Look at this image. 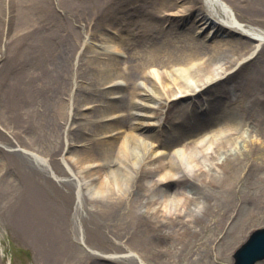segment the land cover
Returning a JSON list of instances; mask_svg holds the SVG:
<instances>
[{"label": "bare ground", "instance_id": "obj_1", "mask_svg": "<svg viewBox=\"0 0 264 264\" xmlns=\"http://www.w3.org/2000/svg\"><path fill=\"white\" fill-rule=\"evenodd\" d=\"M233 1L253 15L240 19L229 0H0V170L13 162L29 178L23 213L31 214L24 216L22 229L42 235L45 256L53 257L62 238L69 251L89 248L90 242L104 248L102 223L94 221L101 215L125 217L148 230L171 223L172 235L162 236L180 241L204 215L202 202L184 184L194 179V184L210 186L206 177H212L209 172L218 168L219 159L224 157L220 163L228 169L240 166L248 141L263 138L262 128L252 126L264 124L262 4ZM66 9L82 10L78 21L72 17V55L66 42L51 37L56 13ZM115 10L113 35L92 31L81 55H73L74 38L81 35L75 27L87 26L101 13L104 19L114 17ZM115 40L120 52L110 49ZM23 46L28 55H8L9 47L15 53ZM43 49L47 55H40ZM99 57L105 60L100 69L93 66ZM86 71L95 72V88L86 86ZM69 72L67 96L85 88L92 102L76 94L72 105L71 95L67 106L62 104L58 92L65 94ZM122 89L128 91L123 109L114 103ZM217 92L222 96L213 95ZM80 101L95 104L86 108L93 116L80 113ZM183 118L191 121L180 126ZM69 120L72 141L67 139ZM30 131L36 138L24 137ZM46 131L57 134L47 147H28ZM58 143L70 155L59 157L62 170L54 164ZM256 147L251 153L262 156ZM61 171L66 179L57 174ZM71 217L76 226L72 240ZM137 230L126 241L142 236ZM150 238L158 240L154 234ZM126 241L113 242V251L94 255L86 264H123L119 259L145 264Z\"/></svg>", "mask_w": 264, "mask_h": 264}, {"label": "rangeland", "instance_id": "obj_2", "mask_svg": "<svg viewBox=\"0 0 264 264\" xmlns=\"http://www.w3.org/2000/svg\"><path fill=\"white\" fill-rule=\"evenodd\" d=\"M229 1L235 7V12L240 19H246L250 15H253L251 9L248 11L239 10L233 0ZM241 1L244 4L245 2H251L253 0ZM258 2L262 4L259 16L264 18V0H258ZM129 6L122 5L124 9ZM81 11L79 9H74V11L72 9L59 10L54 18L55 26L51 37L55 39L56 43L66 42L64 47L68 49V55H72V22L74 24L76 23L72 17L76 15L78 21ZM103 14L98 15L96 20L88 23L87 26L75 27V31L81 35L77 39L74 38L75 53L73 55H81L85 49L83 44L89 38L92 31L97 35H104L102 37L113 35V32L117 28L115 18L119 15V11H112L111 14H114V17H108L109 22L106 21V18H103ZM48 21L49 19L44 23L45 26L48 24ZM124 36L127 37L125 33H123ZM104 42V40H100L97 44L104 48V45H106ZM111 45L112 47L110 49L112 51H119L118 40H115ZM24 46L15 53L9 47L8 55H28L25 52ZM40 55H47V51L43 49ZM70 60L69 67L72 64V57H70ZM117 60L120 62L118 69H123V61L120 59ZM104 61V57H99L97 61L93 62V66L100 69ZM93 74H95L94 71H86L83 74V78H87L88 85L86 86L89 88H95L97 85L95 81L92 82L94 79ZM71 78L72 72H69L64 82L65 94H63V91L58 92V94L62 95V104L67 106L68 98L71 95L70 104L72 105V96L76 94L80 98H86L87 102H92L94 97L91 94L89 95L85 88H80L79 90L73 89V92L71 91L67 96L71 87ZM94 84L95 86H93ZM216 91H221L220 87ZM127 92L126 89H122L118 98L114 101L121 109L127 107L126 100L124 99ZM222 93L217 92L213 95L216 97L222 96ZM213 95L209 97H213ZM92 105L95 104L89 103L87 105L85 101H80L77 106L80 108V113L91 117L94 115V112L86 108ZM189 121L191 119L183 118L181 122L184 123L179 122L178 124L182 126ZM70 123L71 121L69 120L67 124V128L69 127L70 130L68 131L69 135L67 136L66 134L67 130L64 131V134L67 136V139L72 141V124L70 125ZM252 126L253 129L256 127L262 128L260 132L263 134V138L247 143L248 146L244 148V151L240 155V166H230L228 169L220 163L223 161L224 157H222L218 161V168L209 172L212 174V177H206V180H211L210 186L194 184V179L184 184L202 202L203 207L201 210H204V215L196 219L191 227H188L189 235L184 236L180 241L162 236V234L172 235L170 232L173 231L174 227L171 223V225L168 223L158 225L155 229H152L149 223H147L152 229L148 230L147 226L138 224L135 221H128L125 217L116 219V217L101 215L99 218L95 217L94 221L98 219L99 223H102L103 230L99 233L107 240H102L101 243L104 245V248L109 249L101 248L96 242H90V244L88 243V247L93 249L91 253V250H87L89 248L84 245L69 251L67 250V239L63 240L62 238L58 244L56 253L52 250L51 255L53 257H47L42 252L39 243V237L42 235L35 236L34 234H26L22 229L24 216L31 214L28 212L23 213L25 208L23 205L28 199V194H26L28 193V190H26L28 182L26 180H29V178L27 179L24 172L17 169L13 162L7 165L5 164L0 170V264H86L89 263L87 261L92 260L94 255H102L108 251H113L112 246H116L113 242L117 241L119 244L122 242L124 245V241L129 238L130 234L136 228L140 230V232L139 230L136 232H139L142 236H133L129 241H126V244L139 254L145 264H235L236 252L247 242L254 232L264 229V141H262L264 140V124L258 125L254 123ZM62 131L63 129L61 128L60 132ZM35 135V132L30 131L26 132L24 137L32 140L36 138ZM56 135V132L52 134L46 131L40 137V140L35 141L33 146L28 147L36 149L38 146H41V148H45L48 146L47 140L50 139L52 141V138ZM83 137L85 136H79L78 139L83 140ZM55 146H57L58 154L54 156V164L62 170L59 157L64 155L69 158L70 155L67 153L64 145L62 146V143H58ZM255 147L257 151L260 149L262 156L251 153ZM93 152L97 153L98 150L93 147ZM57 174L64 179L67 177L62 171ZM32 179L33 177H31V182L33 183ZM35 212L34 210L33 213ZM72 220L71 217L68 226L70 240L74 239V234L72 236V233L76 232V226ZM114 232L118 233L119 236L114 235ZM180 232L184 233L183 230H180ZM151 234L157 235L158 240L156 239V241L150 238ZM138 237H141L143 240ZM69 244L71 245V241ZM181 245L183 246L181 252L175 253L178 248H181ZM147 247L149 250L146 249ZM150 247H152V250H150ZM158 250L165 251V253L159 254L157 252ZM170 252H172L171 255ZM46 260L51 262H45ZM119 260L123 264H136L135 261L132 263L122 259ZM97 263L103 264L104 262L97 260ZM254 264H264V258L256 261Z\"/></svg>", "mask_w": 264, "mask_h": 264}, {"label": "water", "instance_id": "obj_3", "mask_svg": "<svg viewBox=\"0 0 264 264\" xmlns=\"http://www.w3.org/2000/svg\"><path fill=\"white\" fill-rule=\"evenodd\" d=\"M264 258V229L256 231L237 251L235 264H254Z\"/></svg>", "mask_w": 264, "mask_h": 264}]
</instances>
